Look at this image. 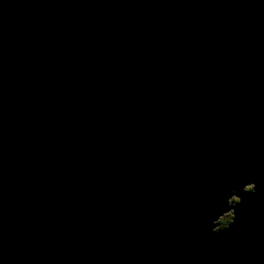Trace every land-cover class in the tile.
Listing matches in <instances>:
<instances>
[{
	"label": "water",
	"instance_id": "water-1",
	"mask_svg": "<svg viewBox=\"0 0 264 264\" xmlns=\"http://www.w3.org/2000/svg\"><path fill=\"white\" fill-rule=\"evenodd\" d=\"M0 264H264V0H0Z\"/></svg>",
	"mask_w": 264,
	"mask_h": 264
},
{
	"label": "flooded vegetation",
	"instance_id": "flooded-vegetation-1",
	"mask_svg": "<svg viewBox=\"0 0 264 264\" xmlns=\"http://www.w3.org/2000/svg\"><path fill=\"white\" fill-rule=\"evenodd\" d=\"M232 200H237L236 198H233ZM224 219H226V220H228L229 219V221H231V219H232V213H228V215L226 216V215H224ZM221 219H220V222H219V227H220V225H221Z\"/></svg>",
	"mask_w": 264,
	"mask_h": 264
},
{
	"label": "trees",
	"instance_id": "trees-1",
	"mask_svg": "<svg viewBox=\"0 0 264 264\" xmlns=\"http://www.w3.org/2000/svg\"><path fill=\"white\" fill-rule=\"evenodd\" d=\"M229 222H230L229 219H228V220L223 219V220L221 221L220 228H223V227L227 226V225L229 224Z\"/></svg>",
	"mask_w": 264,
	"mask_h": 264
},
{
	"label": "rangeland",
	"instance_id": "rangeland-1",
	"mask_svg": "<svg viewBox=\"0 0 264 264\" xmlns=\"http://www.w3.org/2000/svg\"><path fill=\"white\" fill-rule=\"evenodd\" d=\"M228 213H229V212H226L224 215H226V216H227V215H228ZM224 215L220 217V219H221V220H223V219L225 218V217H224ZM220 219H219V222H220Z\"/></svg>",
	"mask_w": 264,
	"mask_h": 264
}]
</instances>
